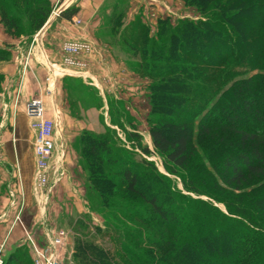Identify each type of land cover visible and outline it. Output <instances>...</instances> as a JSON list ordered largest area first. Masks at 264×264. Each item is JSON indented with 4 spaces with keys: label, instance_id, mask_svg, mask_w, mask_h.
<instances>
[{
    "label": "trees",
    "instance_id": "16d2710c",
    "mask_svg": "<svg viewBox=\"0 0 264 264\" xmlns=\"http://www.w3.org/2000/svg\"><path fill=\"white\" fill-rule=\"evenodd\" d=\"M182 1L201 18L174 25L161 19L151 35L140 19L125 25L126 14H117L115 6L110 35L122 40L136 70L152 80L150 137L168 172L188 170L197 155L196 140H215L211 166L232 191L219 188L227 195L226 213L213 212L216 219L206 222H217V228H196L172 210L178 191L153 163L127 164L115 158L110 135L86 134L82 156L102 205H115L117 197L124 199L121 194L141 201L152 217H127L151 235L145 241L140 229L125 230L128 249L120 263L110 252L79 241L78 264H264V0ZM78 13L72 6L59 18L71 21ZM50 16L49 0H0V24L13 39L32 37ZM10 57L9 48L0 49L1 63ZM3 80L0 74V87ZM3 264L33 261L23 246Z\"/></svg>",
    "mask_w": 264,
    "mask_h": 264
},
{
    "label": "rangeland",
    "instance_id": "374dc122",
    "mask_svg": "<svg viewBox=\"0 0 264 264\" xmlns=\"http://www.w3.org/2000/svg\"><path fill=\"white\" fill-rule=\"evenodd\" d=\"M62 2L63 0H49L50 19L59 18L54 13L59 11L58 8ZM81 3L83 4L85 1L82 0ZM72 6L77 7V4ZM115 6L119 10L117 14L121 11L126 14L125 25L136 18L140 19L143 24L151 28V35L156 32L158 21L161 19L168 18L174 25L179 20L201 18L194 8L186 6L182 0H149L148 3L141 4L137 8H135L133 0H107L98 14L101 22L100 28L96 32H91L88 29V26L91 25L89 20L77 18L64 28V35L56 33L58 29L55 27L54 31L51 30V35L45 36L47 48L48 43L55 46L52 49L55 52L49 56L52 55L54 59L52 66L59 70L56 75L53 73L55 68L43 65V52L39 50L40 34L45 26L32 37L21 36L19 39H13L5 33L2 24H0V49L9 48L11 52L7 63L15 62L12 51H14V45L21 42L19 49L22 51L18 53V55L20 54L18 64L24 65L26 70L23 69V78L28 74L37 85L35 89L28 91L30 101L42 98L47 111L46 117L50 120H53V110L56 108L59 114L60 124L55 143L60 150L55 151L53 160L56 164L61 155V149H63L65 173L57 185L59 187L57 189L58 196L55 195L52 200L54 205H50V199L48 203L52 207L51 210L55 209L56 205L58 212H62L63 216L58 213L60 218L57 219L53 214L47 221L49 231L54 232V235L57 231L66 233V237L61 238L62 243L58 248L60 264H78L75 255L76 244L79 241L94 244L98 248L110 252L120 263L121 257L126 258V249H128L125 230L140 229V236L146 239L145 241L151 235V232L142 223H136L127 217L130 215L131 218H135L134 215H139L144 220L152 217L148 215L147 208L141 201L125 198V194H121L120 196H124V199L117 197L115 205L104 207L98 194L91 187L88 182L86 161L82 156L85 147L84 138L89 133L94 137L110 135L113 142L110 147L114 150L116 159L119 158L130 165L142 161L153 163L157 172L169 180L172 189L178 191L173 195L172 200L175 204L172 210L179 215V218H187L189 224L196 223V228L198 226L206 227V225L213 229L217 228L219 225L217 222L215 224L206 222L213 218L215 215L213 212L226 213L227 210V195L224 191L223 194L219 192L220 187H226L211 166L213 157H210V152L216 146L215 140L208 144L199 143L196 140V158L188 170L179 171L174 175L168 172L164 159L155 151L150 137V128L154 118L150 100L152 80L136 70L135 63L131 62L133 60L129 59L122 46V40L110 35L112 27L110 18ZM76 17L77 15L74 16V18ZM131 17L134 18L131 19ZM61 70L80 72L84 75L78 76L74 73L64 75ZM256 73L258 72L255 71L253 74ZM4 85L5 77L0 87V96L4 91ZM48 85L54 92L51 97L46 93ZM29 87L33 88L32 85ZM1 102L0 109L8 111L10 106L2 105ZM5 112L2 113L3 116H5ZM3 116H0L1 123L6 119ZM252 124L248 121L247 125ZM4 125L7 126L8 122H4ZM28 126L31 131L30 144L34 155L35 133L31 130L29 122ZM194 128L197 130V126ZM258 128L261 127L258 126ZM143 148H147L150 154H145L142 151ZM121 165L122 163L117 164L114 168L120 169ZM35 169L36 158L33 192ZM118 179L116 178V180ZM185 187L193 189L199 194L189 192ZM224 190L232 192L227 188ZM55 198L56 200H54ZM25 229L22 227L23 232H26ZM30 235L34 237L41 248L46 247L47 241L44 238V232L42 233L39 228H36ZM27 249H29L28 246ZM29 254L33 261L32 252L29 251ZM139 254H142V250ZM144 260L146 261V258ZM150 262L157 264L158 260Z\"/></svg>",
    "mask_w": 264,
    "mask_h": 264
},
{
    "label": "crops",
    "instance_id": "0c3cea01",
    "mask_svg": "<svg viewBox=\"0 0 264 264\" xmlns=\"http://www.w3.org/2000/svg\"><path fill=\"white\" fill-rule=\"evenodd\" d=\"M81 1L63 0L58 9L61 12L77 4L79 13L73 20L77 18L89 20L91 25L88 26V29L91 32H96L99 30L101 22L98 14L107 0H84L85 3L83 4ZM133 1L135 8H137L141 4L148 3L149 0ZM73 20L49 19L47 22L49 24L40 34L41 44H39V50L43 52V65H54V59L49 54L55 52L52 50L55 46L48 42L47 48L45 36L47 34L51 35L55 27L58 29L56 33H59V35L63 34L64 28ZM20 43L17 42L18 45H14V51H12L15 62L0 63V74L5 77L4 91L0 96V101H2V105L8 104L10 106L6 112L2 111V108L0 109V116H3L2 113L5 112L3 117L7 119L3 120L2 123L0 119V253L4 259L14 250L27 246L26 235L22 227H25L26 232L28 231L29 234L33 233L36 228H39L43 233V228L49 229L47 219L50 220L53 214L55 218H60V216L58 217L60 211L58 212L57 206L55 205L56 208L51 210L52 207L48 203L50 199V205H54L52 200L55 195L58 196V186L49 195L47 203H43L44 198L41 199L33 192L35 158L32 145L30 144L31 131L28 126L29 121L24 111L25 106L30 101L28 91L29 89H35L37 85L34 84V79L30 78L28 74L23 78L24 65L18 64V59L20 58L18 53L22 51L19 49ZM53 68L57 69L56 67ZM29 85H32L33 88H28ZM6 121L8 122L7 126L4 125ZM60 214L63 216L62 212ZM43 216H45L44 219Z\"/></svg>",
    "mask_w": 264,
    "mask_h": 264
},
{
    "label": "built area",
    "instance_id": "2783aa9c",
    "mask_svg": "<svg viewBox=\"0 0 264 264\" xmlns=\"http://www.w3.org/2000/svg\"><path fill=\"white\" fill-rule=\"evenodd\" d=\"M54 14L56 17H59L60 11ZM61 73L64 75L73 73L74 75L78 76L84 75L80 72L77 73L66 70L61 71ZM46 93L50 97L53 96L54 92L51 86H47ZM46 112L47 111L45 103L42 98L31 100L29 103H27L25 109V115L29 120L30 128L35 133L33 144L34 155L36 158L34 192L41 199L44 198V203L48 201L49 195L51 194L53 189L57 187V185L61 182L65 173L63 169V149H61V155L59 156V160L56 164H54L53 160L55 151H58L59 149L57 144L55 143L56 138H58V125L60 124L59 114L56 108L55 110H53V120H50L46 117ZM43 232L44 238L47 241V245L44 249L36 243L32 235H30L28 232H25L26 243L29 251L32 252L33 263L60 264L58 257V248L62 243L61 238H65L66 233L64 231H57L55 232L56 235H54V232L49 231L48 228H43ZM3 260V256L0 253V264H3Z\"/></svg>",
    "mask_w": 264,
    "mask_h": 264
},
{
    "label": "bare ground",
    "instance_id": "6f19581e",
    "mask_svg": "<svg viewBox=\"0 0 264 264\" xmlns=\"http://www.w3.org/2000/svg\"><path fill=\"white\" fill-rule=\"evenodd\" d=\"M58 71H59L58 69H54V75H56L58 73ZM61 71H63V70H61Z\"/></svg>",
    "mask_w": 264,
    "mask_h": 264
},
{
    "label": "water",
    "instance_id": "95a60500",
    "mask_svg": "<svg viewBox=\"0 0 264 264\" xmlns=\"http://www.w3.org/2000/svg\"><path fill=\"white\" fill-rule=\"evenodd\" d=\"M49 23H47L46 25H45V28H46V26L48 25Z\"/></svg>",
    "mask_w": 264,
    "mask_h": 264
}]
</instances>
